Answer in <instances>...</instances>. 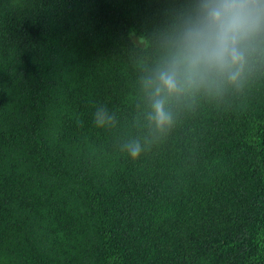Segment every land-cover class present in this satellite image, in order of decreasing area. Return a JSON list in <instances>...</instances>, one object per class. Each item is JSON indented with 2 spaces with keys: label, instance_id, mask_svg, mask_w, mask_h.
Instances as JSON below:
<instances>
[{
  "label": "trees",
  "instance_id": "1",
  "mask_svg": "<svg viewBox=\"0 0 264 264\" xmlns=\"http://www.w3.org/2000/svg\"><path fill=\"white\" fill-rule=\"evenodd\" d=\"M186 3L0 0V264H264V64L148 127Z\"/></svg>",
  "mask_w": 264,
  "mask_h": 264
},
{
  "label": "clouds",
  "instance_id": "2",
  "mask_svg": "<svg viewBox=\"0 0 264 264\" xmlns=\"http://www.w3.org/2000/svg\"><path fill=\"white\" fill-rule=\"evenodd\" d=\"M164 53L143 81L150 111L148 127L164 133L172 126L168 101L200 91L239 87L254 64H264V0H187L164 43ZM111 117L97 114L106 128ZM133 160L139 141L130 144Z\"/></svg>",
  "mask_w": 264,
  "mask_h": 264
}]
</instances>
